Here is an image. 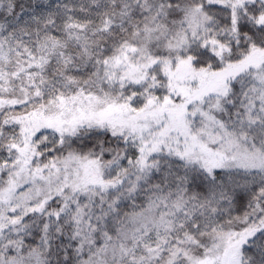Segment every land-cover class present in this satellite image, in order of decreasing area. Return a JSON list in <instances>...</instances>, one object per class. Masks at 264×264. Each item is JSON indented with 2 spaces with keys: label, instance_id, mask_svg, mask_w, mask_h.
I'll return each mask as SVG.
<instances>
[{
  "label": "snow or ice",
  "instance_id": "1",
  "mask_svg": "<svg viewBox=\"0 0 264 264\" xmlns=\"http://www.w3.org/2000/svg\"><path fill=\"white\" fill-rule=\"evenodd\" d=\"M0 264H264V0H0Z\"/></svg>",
  "mask_w": 264,
  "mask_h": 264
}]
</instances>
